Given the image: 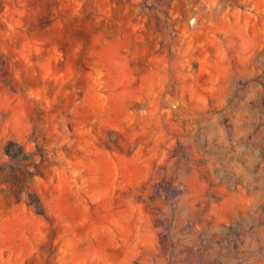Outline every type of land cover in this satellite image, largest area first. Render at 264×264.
Masks as SVG:
<instances>
[{"label": "rangeland", "instance_id": "1", "mask_svg": "<svg viewBox=\"0 0 264 264\" xmlns=\"http://www.w3.org/2000/svg\"><path fill=\"white\" fill-rule=\"evenodd\" d=\"M0 264H264V0H0Z\"/></svg>", "mask_w": 264, "mask_h": 264}]
</instances>
